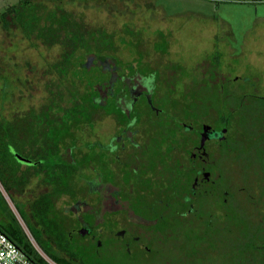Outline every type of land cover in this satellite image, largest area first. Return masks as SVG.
Wrapping results in <instances>:
<instances>
[{"label": "rangeland", "instance_id": "374dc122", "mask_svg": "<svg viewBox=\"0 0 264 264\" xmlns=\"http://www.w3.org/2000/svg\"><path fill=\"white\" fill-rule=\"evenodd\" d=\"M20 1L0 0V120L11 121L31 110L40 111L53 94L62 98L61 106L80 108L78 124L62 131L64 145L75 143L71 150L74 156L66 159L80 166L70 178L73 190L52 194L50 216L58 227L65 228L64 238L69 239L74 252L82 255L84 262L96 264L95 243L69 236L75 220L65 210L75 200H91L87 181L94 176V154L88 145L97 136L106 144L121 120L92 109L95 85L102 77L97 70H81L80 64L86 60L84 51L78 52L65 74L60 75L55 65L61 60V46L47 48L35 38L28 39L20 29L4 26L2 15ZM40 1L49 9L61 7L103 29L107 36L100 42L102 50L95 51L99 55L114 56L125 68L143 55V68L151 67L150 73L158 71L156 104L160 107L167 108L177 90L180 119L188 120L189 110L194 114L195 127L203 123L221 127L219 119L226 117L231 123L230 139L241 142L240 147L223 150L221 158V149L212 145V160H219L217 170L223 175L221 185L229 187L226 189L231 194L223 207L216 195L219 190L217 198L208 200L206 208L213 224L207 227L201 223L208 218L199 212V216L191 215L189 223L174 219V229L171 224L160 223L154 232L155 228L149 226V232H142V247L164 252L146 264H264V0ZM183 90L189 95L184 101ZM161 128L164 133L158 135L154 145L155 156L146 166L152 169L159 189L154 191L148 179L144 191L161 193L166 200L171 191L167 152L172 131L166 122ZM43 180V175L30 178L19 193L7 192L0 181V223L16 227L18 221L30 245L26 230L47 258L51 260L48 252L64 258L39 236L42 227L33 222V204L53 192ZM221 211L226 217L219 214ZM105 247L117 246L114 240L105 239ZM118 259L122 264L120 255Z\"/></svg>", "mask_w": 264, "mask_h": 264}, {"label": "flooded vegetation", "instance_id": "af4514ba", "mask_svg": "<svg viewBox=\"0 0 264 264\" xmlns=\"http://www.w3.org/2000/svg\"><path fill=\"white\" fill-rule=\"evenodd\" d=\"M135 68L137 66H132L131 73L128 70L127 75L122 76L126 90L113 88L116 83L99 88V104L113 100L117 110L122 113H116V116H122L124 121L116 122V132L106 144L101 142L99 136L92 143L94 176L88 185L91 200H78L65 210L75 220L69 236H79L95 243L96 264H106L105 261L120 264L118 255L123 259L122 264H146L164 252L142 247V232H149V226L155 228L160 223L171 224L174 229V219L189 223L191 215L199 216V212L206 213L208 218H203L201 223L205 222L207 227L212 225L214 220L206 208L208 200L217 198L215 194L219 190L216 195L222 199L219 206L223 207L231 196L226 189L229 187L221 185L223 175L217 170L219 160H212V145L216 144L221 149L220 158L223 150L241 146V142L230 139L231 123L226 117H220L221 127L203 123L196 126L197 130L192 125L195 123L194 114L189 110L191 117L187 116L192 119H180L177 90L172 95L170 107H160V104H156L157 74L143 67L134 71ZM149 84H152L151 87ZM183 93L181 100L184 101L189 95L186 90ZM164 122L172 131L171 149L170 152L166 151L171 169V191L166 200L160 197L161 193L153 195L144 191L148 179L150 184H154L151 185L154 191L159 189L155 185V178H152V169L146 166L155 156L154 145L158 135L164 133L161 128ZM205 127H211L209 136L213 135V138L202 144ZM222 132L225 133L220 135ZM140 198L148 203H141ZM219 214L223 215L224 212ZM188 229H192L191 225ZM83 230L86 231L84 235ZM154 232H157V228ZM105 239L114 240L117 247H105Z\"/></svg>", "mask_w": 264, "mask_h": 264}, {"label": "trees", "instance_id": "16d2710c", "mask_svg": "<svg viewBox=\"0 0 264 264\" xmlns=\"http://www.w3.org/2000/svg\"><path fill=\"white\" fill-rule=\"evenodd\" d=\"M1 22L7 29H20L28 39L35 38L47 48L61 46V60L55 65V70L60 75H64L72 65L77 53L84 51L86 60L80 64L81 70L87 73L97 70L102 77L95 85L92 109L102 110L105 115L115 113L116 116V113H121L113 100L99 104V88L116 83L113 88L118 91L125 89L126 84L122 82V76L127 75L128 70L130 74L132 66H137L134 71L141 70L145 63L143 55L126 68L114 56L99 55L95 51L102 50L100 42L107 36L103 29L91 26L75 13L61 7L49 9L40 0H21L18 4L9 6L2 15ZM107 65L110 68H106ZM146 70L150 71L151 67ZM157 72L155 70L158 78ZM61 101L62 98L53 94L50 103L40 111L31 110L11 121L0 120V181L7 192L19 193L29 184L30 178L43 175L44 183L52 186L53 192L35 201L32 206L33 222L42 227L39 236L45 239L46 244L55 246L64 258L49 252L48 255L56 264H89L82 260V255L74 252L69 239L64 238L65 228L58 227L50 216L52 194L73 190L70 178L75 174V168L80 166L76 161L69 162L66 159L68 155L74 156L72 149L75 148V143L64 145L62 131L72 124H78L81 110L77 106L65 108L61 106ZM118 117L124 121L122 116ZM91 146L92 144L88 145ZM69 150H72V153L68 152ZM14 153L34 162V165L22 164ZM90 183L91 180L87 181V185ZM76 201L78 200L74 202ZM21 215L25 220L24 214ZM15 223L16 227L0 223V231L7 234L40 264H47L25 240L18 221L15 220Z\"/></svg>", "mask_w": 264, "mask_h": 264}, {"label": "built area", "instance_id": "2783aa9c", "mask_svg": "<svg viewBox=\"0 0 264 264\" xmlns=\"http://www.w3.org/2000/svg\"><path fill=\"white\" fill-rule=\"evenodd\" d=\"M22 225V224H21ZM24 229V228H22ZM33 245L31 247L47 264H56L47 258L37 246L31 233L26 230ZM0 264H40L32 255L18 246L7 234L0 231Z\"/></svg>", "mask_w": 264, "mask_h": 264}, {"label": "water", "instance_id": "95a60500", "mask_svg": "<svg viewBox=\"0 0 264 264\" xmlns=\"http://www.w3.org/2000/svg\"><path fill=\"white\" fill-rule=\"evenodd\" d=\"M211 130V127H205L204 129V135H203V139H202V144H205V142L208 140V139H211L213 138V135L209 136V131ZM223 133L225 132H222V133H219L220 135H222ZM14 152V151H13ZM16 158L22 163V164H25V165H34V162L26 159V158H23L22 156L18 155L17 153H14ZM86 233L85 230L82 231V234L84 235Z\"/></svg>", "mask_w": 264, "mask_h": 264}]
</instances>
